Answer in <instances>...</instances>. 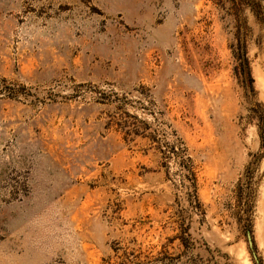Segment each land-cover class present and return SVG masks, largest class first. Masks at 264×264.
<instances>
[{
	"label": "rangeland",
	"instance_id": "rangeland-1",
	"mask_svg": "<svg viewBox=\"0 0 264 264\" xmlns=\"http://www.w3.org/2000/svg\"><path fill=\"white\" fill-rule=\"evenodd\" d=\"M0 264H264V0H0Z\"/></svg>",
	"mask_w": 264,
	"mask_h": 264
},
{
	"label": "water",
	"instance_id": "water-1",
	"mask_svg": "<svg viewBox=\"0 0 264 264\" xmlns=\"http://www.w3.org/2000/svg\"><path fill=\"white\" fill-rule=\"evenodd\" d=\"M247 238H248V242H249V244H250V237H249V235H247Z\"/></svg>",
	"mask_w": 264,
	"mask_h": 264
}]
</instances>
